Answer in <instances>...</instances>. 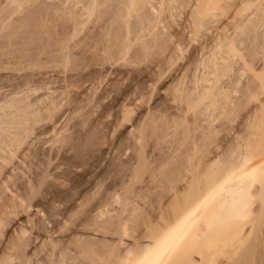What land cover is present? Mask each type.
I'll return each mask as SVG.
<instances>
[{
  "label": "bare ground",
  "instance_id": "1",
  "mask_svg": "<svg viewBox=\"0 0 264 264\" xmlns=\"http://www.w3.org/2000/svg\"><path fill=\"white\" fill-rule=\"evenodd\" d=\"M0 264H264V0H0Z\"/></svg>",
  "mask_w": 264,
  "mask_h": 264
},
{
  "label": "rangeland",
  "instance_id": "2",
  "mask_svg": "<svg viewBox=\"0 0 264 264\" xmlns=\"http://www.w3.org/2000/svg\"><path fill=\"white\" fill-rule=\"evenodd\" d=\"M259 65V63L257 64V66ZM236 67H239L238 65L236 66ZM96 234L94 233V235H92V236H95ZM95 237H97V235L95 236Z\"/></svg>",
  "mask_w": 264,
  "mask_h": 264
}]
</instances>
